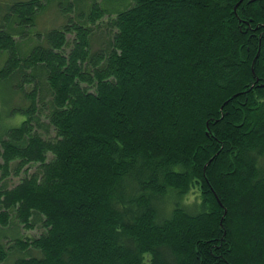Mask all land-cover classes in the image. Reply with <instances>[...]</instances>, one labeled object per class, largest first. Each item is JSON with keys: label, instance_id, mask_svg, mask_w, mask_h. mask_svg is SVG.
Masks as SVG:
<instances>
[{"label": "trees", "instance_id": "trees-1", "mask_svg": "<svg viewBox=\"0 0 264 264\" xmlns=\"http://www.w3.org/2000/svg\"><path fill=\"white\" fill-rule=\"evenodd\" d=\"M52 1L0 15V264H264V0Z\"/></svg>", "mask_w": 264, "mask_h": 264}, {"label": "rangeland", "instance_id": "rangeland-1", "mask_svg": "<svg viewBox=\"0 0 264 264\" xmlns=\"http://www.w3.org/2000/svg\"><path fill=\"white\" fill-rule=\"evenodd\" d=\"M15 1H18V0H0V15L4 14L5 11L8 10V8L11 6L12 3H14ZM81 11H83L84 14H87L89 9H90V6H91V3L93 2V0H81ZM99 3H101L102 0H95ZM80 1L77 0L75 3V5H78L79 6V3ZM59 3V1H52V4H49L47 10L45 13H43L39 19H37L38 21V25L39 26V30L40 31H43L45 30L46 28H58L60 26H62L64 24V21L65 19L57 16V11L55 10L56 9V5ZM127 5V2H123L122 4H119L118 6H116V8L118 9H122L124 8L125 6ZM78 11V10H77ZM78 13V12H77ZM76 13V14H77ZM72 18H74V14H71ZM101 28V27H100ZM98 32H95L94 36L92 37V49L95 50L99 47V43H101L100 41V38L97 34ZM98 36V37H97ZM70 38V36H68ZM7 58V55L6 54H2L0 53V68L3 66L4 62H5V59ZM25 88L26 90H29V87L25 85ZM11 173H13V171H11ZM22 176V175H21ZM21 176H11L10 177V180H9V184L10 186H13L15 184H17L19 182V179L21 178ZM184 200L187 202V203H193V202H199L200 200V192L198 190V187H193L188 195L184 198ZM18 230H19V233L22 234V236L26 237V236H36L37 234L40 233V227L39 225L36 226L34 229L32 230H27V229H24L23 227L21 226H18Z\"/></svg>", "mask_w": 264, "mask_h": 264}]
</instances>
